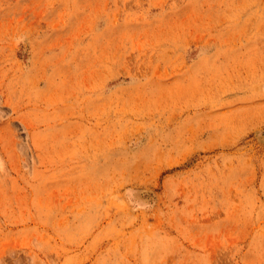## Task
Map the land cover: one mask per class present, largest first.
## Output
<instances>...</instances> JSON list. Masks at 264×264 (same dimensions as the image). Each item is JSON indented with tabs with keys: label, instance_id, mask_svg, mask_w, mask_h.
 Listing matches in <instances>:
<instances>
[{
	"label": "rangeland",
	"instance_id": "rangeland-1",
	"mask_svg": "<svg viewBox=\"0 0 264 264\" xmlns=\"http://www.w3.org/2000/svg\"><path fill=\"white\" fill-rule=\"evenodd\" d=\"M0 264H264V0H0Z\"/></svg>",
	"mask_w": 264,
	"mask_h": 264
}]
</instances>
